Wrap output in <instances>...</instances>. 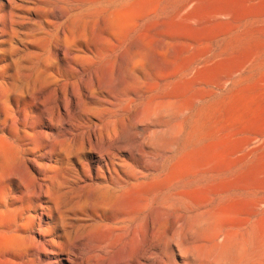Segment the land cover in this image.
<instances>
[{"label": "bare ground", "instance_id": "obj_1", "mask_svg": "<svg viewBox=\"0 0 264 264\" xmlns=\"http://www.w3.org/2000/svg\"><path fill=\"white\" fill-rule=\"evenodd\" d=\"M59 4L64 40L92 35L103 43L102 24L116 29L130 2ZM14 6H0L3 37L19 26ZM76 52L58 45L67 65H44L38 116L24 114L16 128L8 118L0 130L23 152L0 179V214L11 216V229L33 225L39 238L28 263L264 264V188L254 184L264 138L255 142L250 129H237L252 114V66L238 73L237 65H157V52L138 65H74ZM126 53L130 61L136 52ZM77 192L86 193L72 207L83 209L89 225L68 231L59 199ZM92 229L106 232L94 262L79 253Z\"/></svg>", "mask_w": 264, "mask_h": 264}, {"label": "rangeland", "instance_id": "obj_2", "mask_svg": "<svg viewBox=\"0 0 264 264\" xmlns=\"http://www.w3.org/2000/svg\"><path fill=\"white\" fill-rule=\"evenodd\" d=\"M6 1L0 0V6ZM68 1L73 4L74 0ZM14 2L13 12L19 23L17 31L5 37L0 33V83H7L0 87V104L5 105V109L0 108V130L7 127L8 118L13 121L8 127L16 128L24 121V114L38 116L41 108L35 100L42 98L47 89L42 75L44 65H67L66 61L62 63V55L55 53L58 45H62L77 50L74 65H138L149 58L155 61L156 52L161 53V63L157 65H237L238 73L242 65H251L252 114L249 120L239 119L237 129H250L255 142L264 138V0H125L124 5L130 4L122 12L124 20L116 29L102 24L107 35L103 43L92 42V35L86 38L69 36L64 40L66 37L57 26L63 18L59 0ZM187 4L192 5L188 11L190 16L184 10ZM105 16L108 23L113 15ZM121 26L123 29L119 30ZM138 40L141 44L136 45ZM163 40H167V44L163 45ZM129 50L136 52L130 61L126 53ZM223 68V73L227 74L228 67ZM27 122L32 125L35 120ZM39 144L49 146L42 138ZM22 155L18 144L11 145L0 139V179L5 166L23 160ZM75 163L76 159L72 161L73 165ZM254 184L264 188V154L256 164ZM85 193H71L59 199V203L65 204L61 210L71 223L68 231L89 225L82 221L86 218L83 209L72 207L73 201ZM26 216L35 214L29 212ZM10 217L0 214V262L9 258L17 264H29L26 258L39 237L33 225L25 220L20 224L26 231L11 229L14 223ZM105 233L89 230V242H79V253L84 261L94 262L102 256L97 242ZM19 257H25V261Z\"/></svg>", "mask_w": 264, "mask_h": 264}]
</instances>
